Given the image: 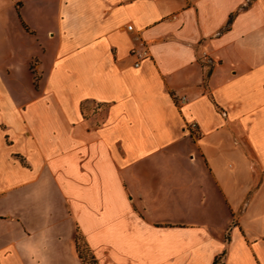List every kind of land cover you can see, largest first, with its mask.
Here are the masks:
<instances>
[{
  "label": "crops",
  "instance_id": "1",
  "mask_svg": "<svg viewBox=\"0 0 264 264\" xmlns=\"http://www.w3.org/2000/svg\"><path fill=\"white\" fill-rule=\"evenodd\" d=\"M79 237L264 264V0H0V264H84Z\"/></svg>",
  "mask_w": 264,
  "mask_h": 264
},
{
  "label": "built area",
  "instance_id": "2",
  "mask_svg": "<svg viewBox=\"0 0 264 264\" xmlns=\"http://www.w3.org/2000/svg\"><path fill=\"white\" fill-rule=\"evenodd\" d=\"M127 30H128L129 32H133V31H134V26H133L132 24H129V25L127 26ZM133 55L136 56V57L138 58V61H137L136 64H135L136 67L139 66V60H140V59H144V58H147V57L149 56L148 51H147L146 49L143 50V51H140V52H139V51H134V52H133ZM180 101H181V102L186 101V97H181V98H180ZM190 128H191L192 130H195V129L197 128V123H195V122L191 123V124H190Z\"/></svg>",
  "mask_w": 264,
  "mask_h": 264
},
{
  "label": "rangeland",
  "instance_id": "3",
  "mask_svg": "<svg viewBox=\"0 0 264 264\" xmlns=\"http://www.w3.org/2000/svg\"><path fill=\"white\" fill-rule=\"evenodd\" d=\"M79 245H80L81 249L84 251V254L86 256L87 263L88 264H96L95 262H93L94 261L92 259L93 256H92L90 250L87 248L84 240L81 237H79Z\"/></svg>",
  "mask_w": 264,
  "mask_h": 264
},
{
  "label": "trees",
  "instance_id": "4",
  "mask_svg": "<svg viewBox=\"0 0 264 264\" xmlns=\"http://www.w3.org/2000/svg\"><path fill=\"white\" fill-rule=\"evenodd\" d=\"M77 247H78V252H79V255H80V258L82 259V261L84 262V264H88L87 263V260H86V256L84 254V251L81 249L80 245H79V238H78V242H77ZM94 260V257L92 258ZM93 262L96 263V261L94 260ZM217 264V261L216 263Z\"/></svg>",
  "mask_w": 264,
  "mask_h": 264
}]
</instances>
